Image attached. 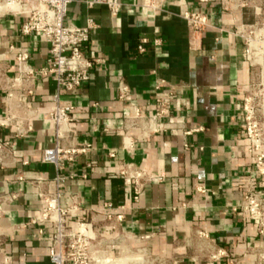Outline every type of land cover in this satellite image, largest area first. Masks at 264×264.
Segmentation results:
<instances>
[{"label":"crops","instance_id":"obj_1","mask_svg":"<svg viewBox=\"0 0 264 264\" xmlns=\"http://www.w3.org/2000/svg\"><path fill=\"white\" fill-rule=\"evenodd\" d=\"M86 1L70 5L67 21L85 25L92 18L97 24L85 51L102 62L89 82L58 94L51 77L40 78L33 97L37 117L30 134L18 141L13 138L14 126L0 127V137L12 139L19 159L0 165V198L17 195L2 204L5 215L0 226L11 237L0 248V264H53L48 257L50 226L31 221L42 208L33 179L47 180V188L55 190L56 169L43 163L42 157L53 145L49 114L57 102L75 107L77 142L93 147L71 166L76 176L64 185L62 207L71 204L72 196L81 204L78 217L69 220L72 227L92 214L96 220L105 211L123 214L126 233L149 235L146 240L128 239L117 250L123 264H147L144 250L168 264H264V234L242 212L244 192L253 186L264 194V183L253 172L250 142L244 135L243 96L253 74L243 60V43L233 35L237 23L254 22L253 11L225 12L219 0H169L168 13L154 16L131 6L113 17L105 5L88 7ZM208 10L210 23L217 28L204 33L201 51L192 52L186 23L178 14ZM23 20L18 15L0 17V67H8L11 76L17 74L21 46L29 49L33 68L48 64V44L36 34L22 36ZM143 37L151 43L139 54L137 45ZM155 39L160 42L154 43ZM120 80L130 86L149 115L156 112V97L168 94L166 88L157 90V83L165 80L172 86L170 115L163 121L169 127L166 131L137 138L139 130L126 127V113L117 100ZM7 115L0 91V117ZM125 136L134 139L129 150L123 147ZM121 161L162 177L144 185L137 203L120 177ZM88 163L94 171L88 170ZM200 186L206 191H198ZM106 204L110 207L105 209ZM19 225L25 227L16 230ZM199 231L206 237H199ZM3 253L11 257L8 263L1 262Z\"/></svg>","mask_w":264,"mask_h":264},{"label":"built area","instance_id":"obj_2","mask_svg":"<svg viewBox=\"0 0 264 264\" xmlns=\"http://www.w3.org/2000/svg\"><path fill=\"white\" fill-rule=\"evenodd\" d=\"M77 0H0V17L3 15H18L24 17L20 33L24 37L39 35L49 46L47 66L35 69L30 64L29 49L21 46L16 55L17 74H8V67H0V91L3 92L8 115L0 117V127L7 129L15 127L13 138L24 139L33 130L32 121L37 117V109L33 104L38 81L42 77H51L59 94L61 91H74L89 82L94 68L102 62L99 57L86 53L85 48L90 42L91 33L97 27L94 19L89 18L85 25H75L67 21L70 5ZM169 0H142L126 3L122 0H89L88 7L95 4L105 5L111 16H117L124 8L142 7L152 15L168 13ZM210 3V0H200ZM223 11L235 13L251 9L254 22L237 23L233 35L244 45L243 60L251 68L253 78L247 83L243 96L244 135L250 142L248 152L253 159V172L263 177L264 183V0H219ZM210 10L184 11L178 14L187 26L188 48L199 52L203 47V36L206 31L217 28L210 23ZM159 39L154 43L158 44ZM151 41L143 37L137 45L139 54L147 51ZM168 89L166 98L156 97V112L149 115L144 104L139 102L130 86L120 80L117 90V100L126 113V127L139 130L138 137H150L166 131L168 125L163 122L171 111V99L175 95L173 88L165 80L157 83L156 89ZM96 105V104H95ZM73 105H62L59 102L49 114L52 123L53 145L43 152L42 162L51 164L56 169L54 178L55 190L47 188L48 181L35 178L33 184L42 204L40 213L31 221L33 225H49L51 229L48 257L53 264H123L122 256L115 255L117 250L128 239L146 240L149 235L133 237L122 229L123 214H113L105 211L100 219L94 215L79 219L75 227L69 220L78 217L81 204L76 196L71 197V204L62 207L65 183L76 174L70 170L82 155L92 150V145L77 142V130L73 126ZM199 127L197 130H201ZM108 131V129H105ZM71 144L66 146L64 142ZM134 145V139L125 136L123 147L127 150ZM188 147V145H186ZM15 143L9 137H0V165L9 166L19 159ZM114 158L115 153L111 152ZM120 177L130 188L133 201L138 202L146 183L159 182L162 177L152 175L131 162L121 161ZM89 171L95 167L87 164ZM86 178V174L83 175ZM198 191L205 192L203 186ZM17 195L0 198V223L5 215L3 203H10ZM105 209L110 207L106 204ZM108 210V209H107ZM237 210V209H236ZM242 212L249 220L255 221L259 233L264 234V194L249 186L244 192ZM25 225L15 229L21 230ZM40 229L39 233L42 234ZM107 233L108 236L105 234ZM199 237H206L204 231L197 232ZM11 237L0 226V248ZM147 264H168L164 258L151 257L144 250ZM11 257L2 254V263H8Z\"/></svg>","mask_w":264,"mask_h":264},{"label":"bare ground","instance_id":"obj_3","mask_svg":"<svg viewBox=\"0 0 264 264\" xmlns=\"http://www.w3.org/2000/svg\"><path fill=\"white\" fill-rule=\"evenodd\" d=\"M144 253V252H143ZM144 264V263H143Z\"/></svg>","mask_w":264,"mask_h":264}]
</instances>
